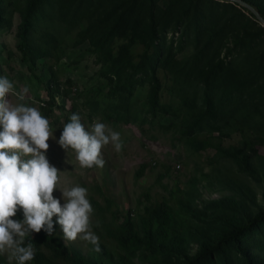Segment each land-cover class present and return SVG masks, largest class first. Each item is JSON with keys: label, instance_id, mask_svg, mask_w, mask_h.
<instances>
[{"label": "rangeland", "instance_id": "374dc122", "mask_svg": "<svg viewBox=\"0 0 264 264\" xmlns=\"http://www.w3.org/2000/svg\"><path fill=\"white\" fill-rule=\"evenodd\" d=\"M113 1L0 0V77L7 76L16 92L28 86L22 102L41 113L42 108L50 111L49 121L61 130L71 114L79 113L87 130L102 122L123 141L120 152L112 144L102 148L103 168L82 169L75 153L56 143L62 131L51 125L46 158L61 172V186L87 188L90 203L93 198L100 206L106 197L113 199L117 217L101 214L92 205L91 221L99 239L119 252L123 249L102 236L122 214L129 212L139 227L138 215L145 206L172 207L167 241L176 236L181 248L145 251L136 246L137 240L127 248L133 250L135 264H186L183 257H194L203 240L211 241L215 264H246L229 235L220 230L215 234L216 229L230 231L242 224L249 253L264 257V25L234 3H204L208 24L214 26L213 49L223 66L243 72L247 79L237 90H215L219 101L211 93L216 110L210 115V91L191 72L197 44L193 26L184 20L174 23L152 43H143L133 33L89 29L94 18L106 16L104 8ZM31 11L23 40L19 32ZM150 66L159 81L157 98L151 93ZM8 99L21 102L14 94ZM231 147L251 155L253 173L239 168L227 153ZM173 188L181 192L179 201ZM53 195L61 197L59 190ZM12 219L22 220V211ZM56 219L54 227L60 229ZM63 241L83 252L90 247L79 238Z\"/></svg>", "mask_w": 264, "mask_h": 264}, {"label": "trees", "instance_id": "16d2710c", "mask_svg": "<svg viewBox=\"0 0 264 264\" xmlns=\"http://www.w3.org/2000/svg\"><path fill=\"white\" fill-rule=\"evenodd\" d=\"M113 9H102L106 13L104 18L98 16L94 18L92 24L88 26L89 29L95 27L103 29L105 32H115L118 34H135L143 43L153 42L158 38L161 32L172 26L174 23H179L182 20L187 21L189 25L193 26V31L196 34V52L192 59L193 75L201 78V81L206 83L207 90L210 93L207 95L208 103L206 113L213 115L216 107L214 100L211 99V93L214 94V99L219 101L215 90L223 88L225 90H237L243 87L246 82V75L231 66H223L219 58V51L214 50V43L212 42L211 29L214 26L209 25L210 15L204 8L205 2L212 0H120L115 3ZM214 1V0H213ZM218 1V0H217ZM252 5L264 18V0H243ZM94 1H89V4ZM236 4V3H235ZM101 6L102 4H98ZM237 5V4H236ZM90 6V5H89ZM238 6V5H237ZM243 11L247 12L251 17L255 15L246 7L239 6ZM96 11L93 10V12ZM33 11H31L23 20L22 30L19 32V37L26 39L27 27L29 26V18ZM186 18V19H185ZM101 22V25H100ZM122 61V60H121ZM166 61V59H160ZM149 76L152 81L151 93L154 98H157V88L159 81L156 77L154 67L150 66ZM192 75V74H191ZM49 93V101L54 103V96L52 94L56 88L52 87ZM229 90V91H230ZM155 101V99H154ZM50 111L42 108V115L49 119ZM52 126L58 127L57 123H52ZM227 153L235 158L239 168L253 173V164L251 162V155L239 147H231ZM141 165L140 169H143ZM177 189L173 188L174 197L179 201L181 196ZM91 204L96 207L99 212L113 214L117 217V212L111 209L113 199L106 197V204L100 206L93 198ZM168 204H150L144 207L141 214L138 215L140 225L136 226L135 222L130 218L129 212L122 214V220L112 229H109L107 235L102 236L103 240L114 245V247L122 248L119 252L116 248L108 247L104 241L100 240L101 251L99 253L92 251V246L86 252H83L80 247L71 242L63 241V234L61 229L54 227L52 236H48L43 230L39 233H32L31 236L25 238V245L32 243L36 250L35 257L32 261L26 264H135L130 257L131 249H127L129 244L140 240L138 247L145 251L147 248L152 250L163 249L164 251L176 252L177 248H181V240L172 235V239L167 241L169 230L173 225L169 219L172 213V207ZM251 218L247 219L251 221ZM117 221V220H116ZM246 224L235 227L233 230L225 228L216 229L215 234L222 233L229 235L234 241L235 249L240 252L246 264H264V257H257L255 254L249 253V244L242 240V235L245 232ZM142 235L141 238L139 235ZM171 238V237H170ZM211 241L203 240L200 243L199 251L194 257H183L186 264H215L212 253L214 247L210 245ZM216 246V245H215ZM125 251V253H123ZM172 255V254H171ZM17 264L15 260H12ZM0 264H10L7 262V257L0 254Z\"/></svg>", "mask_w": 264, "mask_h": 264}, {"label": "clouds", "instance_id": "9594fccd", "mask_svg": "<svg viewBox=\"0 0 264 264\" xmlns=\"http://www.w3.org/2000/svg\"><path fill=\"white\" fill-rule=\"evenodd\" d=\"M29 90L25 86L16 92L7 76L0 77V254H7L17 264L32 261L36 250L32 243L25 245V238L41 230L52 236L54 216L64 240L79 238L99 253L88 189L78 184L61 186V172L46 158L53 128L39 108L22 102ZM9 94L21 102L12 103ZM56 143L65 152L73 151L82 169L103 168L102 148L112 144L120 152L123 145L120 133L102 122L87 130L79 113L71 114ZM54 190L61 193L59 199ZM18 210L23 219H12Z\"/></svg>", "mask_w": 264, "mask_h": 264}, {"label": "water", "instance_id": "95a60500", "mask_svg": "<svg viewBox=\"0 0 264 264\" xmlns=\"http://www.w3.org/2000/svg\"><path fill=\"white\" fill-rule=\"evenodd\" d=\"M221 2H231V3H236L238 6H243L246 7L249 11H251L256 19L262 23L264 25V18L260 15V13L250 4H248L247 2L243 1V0H218Z\"/></svg>", "mask_w": 264, "mask_h": 264}]
</instances>
